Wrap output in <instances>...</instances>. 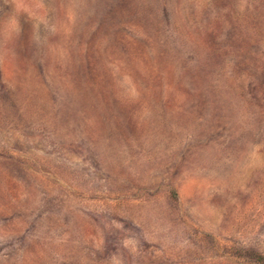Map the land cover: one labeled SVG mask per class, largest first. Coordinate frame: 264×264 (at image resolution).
<instances>
[{
    "label": "rangeland",
    "instance_id": "obj_1",
    "mask_svg": "<svg viewBox=\"0 0 264 264\" xmlns=\"http://www.w3.org/2000/svg\"><path fill=\"white\" fill-rule=\"evenodd\" d=\"M0 264H264V0H0Z\"/></svg>",
    "mask_w": 264,
    "mask_h": 264
}]
</instances>
